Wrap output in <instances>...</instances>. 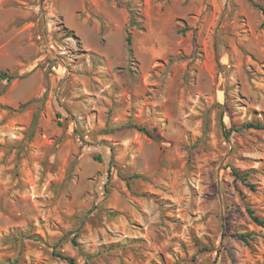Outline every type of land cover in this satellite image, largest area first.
I'll use <instances>...</instances> for the list:
<instances>
[{
	"label": "rangeland",
	"instance_id": "obj_1",
	"mask_svg": "<svg viewBox=\"0 0 264 264\" xmlns=\"http://www.w3.org/2000/svg\"><path fill=\"white\" fill-rule=\"evenodd\" d=\"M261 8L0 0V264H264Z\"/></svg>",
	"mask_w": 264,
	"mask_h": 264
},
{
	"label": "trees",
	"instance_id": "obj_2",
	"mask_svg": "<svg viewBox=\"0 0 264 264\" xmlns=\"http://www.w3.org/2000/svg\"><path fill=\"white\" fill-rule=\"evenodd\" d=\"M261 10L264 12V9H263V8H261ZM126 40H127V42H129V35H127ZM13 78H14L13 75L7 74L6 72H0V80L5 79L7 82H9V81L12 80ZM133 126L136 127L138 130L144 132V133H145L146 135H148L149 137L152 136L151 133H150V131H149L148 129H146L145 127H143V126H137V125H133ZM242 127H244V128H249V127H254V128H264V124L252 123V122H251V123H246V124L242 125ZM98 158H99V157H98ZM233 173H234V175H235L238 179H240L242 182H245V176L240 175L236 170H233ZM245 184H247L248 187H250L251 189H253V185H252V184H248V183H245ZM248 212L251 214L252 219H253L254 221H256V222H258V223L261 224L262 221H261L260 219H258V217H256V216L253 214V212H252L251 210L248 209ZM239 238L245 240L246 235H244V234H240V235H239ZM56 255H57L58 257L64 259V260H67L69 264H75L73 258H71V257H69V256H67V255H63V254H61V253H57Z\"/></svg>",
	"mask_w": 264,
	"mask_h": 264
}]
</instances>
